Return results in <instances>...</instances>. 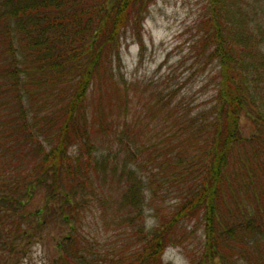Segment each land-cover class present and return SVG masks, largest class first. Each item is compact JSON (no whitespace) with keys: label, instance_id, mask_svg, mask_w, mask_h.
Instances as JSON below:
<instances>
[{"label":"trees","instance_id":"1","mask_svg":"<svg viewBox=\"0 0 264 264\" xmlns=\"http://www.w3.org/2000/svg\"><path fill=\"white\" fill-rule=\"evenodd\" d=\"M154 1L0 0L2 253L56 224L53 264H106L93 216L124 239L113 264H164L197 220L193 264H264V0H208L193 52L213 93L193 106L185 80L122 71Z\"/></svg>","mask_w":264,"mask_h":264},{"label":"rangeland","instance_id":"2","mask_svg":"<svg viewBox=\"0 0 264 264\" xmlns=\"http://www.w3.org/2000/svg\"><path fill=\"white\" fill-rule=\"evenodd\" d=\"M207 5L208 0H155L149 6L145 21L142 37L144 46L134 40L130 30L126 32V40L121 48L125 78L128 81L153 78L161 69L160 79L167 78L168 84L174 86L179 81H186L182 90L187 94L189 106H193L195 101L200 103L209 99L213 93V87L207 83L210 68L202 73V70H197L193 52V44L198 36L197 24ZM241 125L245 135L249 134V122L243 119ZM174 196L171 194L160 203L164 212L170 211L176 205L177 198ZM42 202V197L35 199L31 209L34 210ZM148 215L150 219L147 225L150 227L154 223V214L149 212ZM93 218L88 217L89 224L85 231L97 239L102 258L106 255V264H113V259H116V254L125 244L124 239L110 230L105 232V228ZM60 230L59 225L52 224L43 240L35 239L29 245L26 244L22 253L8 254L0 250V264H53L58 256ZM203 238L200 222H185L179 231L180 243L165 250L164 264L195 263L204 247Z\"/></svg>","mask_w":264,"mask_h":264}]
</instances>
